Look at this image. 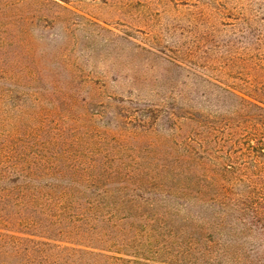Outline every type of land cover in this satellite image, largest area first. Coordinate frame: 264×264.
<instances>
[{
    "label": "rangeland",
    "instance_id": "rangeland-1",
    "mask_svg": "<svg viewBox=\"0 0 264 264\" xmlns=\"http://www.w3.org/2000/svg\"><path fill=\"white\" fill-rule=\"evenodd\" d=\"M234 93L264 95V0H0V233L21 237L23 257L32 240L110 250L56 264H264L209 204L216 150L248 151ZM132 107L157 121L129 120ZM189 137L202 163L170 140ZM33 179L53 195L41 210L15 203ZM62 190L70 215L103 223L66 234Z\"/></svg>",
    "mask_w": 264,
    "mask_h": 264
},
{
    "label": "trees",
    "instance_id": "trees-1",
    "mask_svg": "<svg viewBox=\"0 0 264 264\" xmlns=\"http://www.w3.org/2000/svg\"><path fill=\"white\" fill-rule=\"evenodd\" d=\"M234 95L240 99L239 103L241 108L244 111H249L250 116L252 117V122L250 129L248 130V136L246 140L248 151L246 156H244L242 153L243 158L236 161L237 156L233 155L228 149H225L224 146H219V148L216 150V152L220 151L215 155V159L218 161L214 162L215 164H212L211 168L209 169L215 172L217 175V177H212L210 180H208V187H212L214 189V197L211 198L212 202L209 204H219L221 206L223 205L222 207H224V210L221 209L222 213L220 219H222V223L220 224V227H223L225 224H227L228 227L232 226L233 229V223L236 222L239 225L237 227L238 231H243L244 229L246 231V229H248L250 231L249 233H251L253 237L252 240L254 244L257 242L259 246L264 249V95L259 98L252 99L245 98L238 93H234ZM137 105L138 104L135 106ZM235 109L237 110L238 107ZM147 111L151 112L152 109H147V107L142 109L132 107L131 113L127 116V118L129 120L136 121L142 126L145 125L148 119H151L152 123L157 121L155 118L157 115L148 114ZM164 114H167L166 117L170 116L168 113ZM166 117L162 116L161 120L163 118L166 119ZM234 132V129H232L231 133L227 132L224 140L227 141L229 138H231L234 135ZM170 140L175 143H181L182 147L185 149L188 148L189 159L196 160L200 163L205 160L204 156L199 158L198 156L195 157L193 155L195 150L192 143L196 142L198 146H201L202 144H199L198 141L192 140V137H189V139L184 138L180 141H175L173 138H170ZM185 152L187 153V150H185ZM185 155L186 154H183V156ZM97 167L98 171L93 177L94 179H97L98 182V177L102 176L103 163H96L93 168ZM33 169L34 168H31L30 172L35 170ZM67 170L69 171V169ZM116 173L118 172H110L109 174L113 175ZM106 177L108 178L111 176ZM82 180L84 179L82 178ZM30 182L32 184L29 182L27 183V189L25 192H22L21 194L17 193V200L15 203L19 204L20 202L26 201L31 204L34 202L40 203L38 206L41 207V210L47 205L45 204V199L52 197L53 195L48 194L42 197V192H40V181L33 179ZM25 184L26 181L22 186L20 183L18 184V182H15L14 187L16 189L20 187L25 188ZM56 197L62 199V201H59L58 204H56L58 206L61 205L63 210H61L60 213H57V216H54V219L57 221H64L66 223V234L72 235L73 233H80V228L85 226L89 227L91 224H96L97 221L103 223L104 218L102 216L99 217L98 213H95L96 217H89V215H85L84 212H80V214L77 216L70 215L68 210L71 206L72 197L70 193L66 192V190L59 191ZM225 199L228 201L226 200L225 202ZM18 204H16V206ZM101 229L102 230L97 232L95 235V239L98 242L105 241L104 231L106 226L104 225V227ZM88 235L89 232L87 233L86 237H88ZM93 236V234H90L89 239H91ZM21 241V237L16 236L12 232H10V234L0 233V252L9 255V258H12L2 259L0 257V264H56L54 260L64 255H106V251H108V253L110 251L107 247H96L91 244L82 245L83 247H76L74 243L68 241H65L63 244H58L54 242L50 243L48 241L35 242L32 240V246L25 250L26 252L23 257V253L19 251V248L21 247ZM261 252L264 253V251ZM241 254V258L243 261H245L247 254Z\"/></svg>",
    "mask_w": 264,
    "mask_h": 264
}]
</instances>
